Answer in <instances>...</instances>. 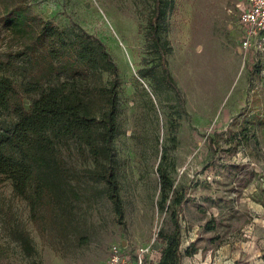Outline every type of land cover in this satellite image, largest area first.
Segmentation results:
<instances>
[{
	"label": "rangeland",
	"instance_id": "374dc122",
	"mask_svg": "<svg viewBox=\"0 0 264 264\" xmlns=\"http://www.w3.org/2000/svg\"><path fill=\"white\" fill-rule=\"evenodd\" d=\"M236 1L165 0L166 73L147 34L155 0H0V72L19 89L24 75L59 73L51 31L89 34L112 55L117 132L104 162L123 205L120 216L73 141L53 151L60 173L45 199L31 204L0 173V264H106L115 242H158L175 211L199 264H264V58L236 51ZM35 96L23 93L27 108ZM11 116L0 111V121ZM160 160L174 179L163 205Z\"/></svg>",
	"mask_w": 264,
	"mask_h": 264
},
{
	"label": "trees",
	"instance_id": "16d2710c",
	"mask_svg": "<svg viewBox=\"0 0 264 264\" xmlns=\"http://www.w3.org/2000/svg\"><path fill=\"white\" fill-rule=\"evenodd\" d=\"M165 0H155L154 13L148 22L147 34L160 49L163 68L165 44L160 34L158 19L164 14ZM13 21V20H9ZM17 26V22H13ZM65 30L51 31L52 45L46 48L51 64L59 63L56 78L27 80L24 75L19 89L10 74L0 72V111H8L10 118L0 121V173L12 179L14 191L31 204L50 195L54 177L58 175L53 151L73 141L81 150L88 149L93 156L89 175L93 180H104L106 191L117 213L123 215V205L118 192L114 166L110 159L112 140L117 132V72L118 67L101 40L89 34H65ZM103 71L115 78L103 80ZM36 92L29 104L24 103L23 93ZM99 103V105H98ZM160 177L161 202L167 200L173 190L174 179L164 162L157 167ZM62 175V174H61ZM174 202L180 207L183 199L178 193ZM176 217L175 228L159 230L165 242L157 264H183L185 255H193L199 249L196 242L182 248V226Z\"/></svg>",
	"mask_w": 264,
	"mask_h": 264
},
{
	"label": "built area",
	"instance_id": "2783aa9c",
	"mask_svg": "<svg viewBox=\"0 0 264 264\" xmlns=\"http://www.w3.org/2000/svg\"><path fill=\"white\" fill-rule=\"evenodd\" d=\"M238 35L236 51L245 60L264 58V0H237ZM160 253L153 243L124 239L111 245L106 264H157Z\"/></svg>",
	"mask_w": 264,
	"mask_h": 264
},
{
	"label": "crops",
	"instance_id": "0c3cea01",
	"mask_svg": "<svg viewBox=\"0 0 264 264\" xmlns=\"http://www.w3.org/2000/svg\"><path fill=\"white\" fill-rule=\"evenodd\" d=\"M164 244H165V242L162 239H160L158 242H153L154 249H156V252L160 253V257L162 254V248H163ZM186 247L187 246H185L184 240H182V248L185 249ZM194 255H195V257H194ZM194 255H185L183 257V264H199L198 262H196V258L199 257V253L198 252L194 253ZM225 264H231V263L229 261H226Z\"/></svg>",
	"mask_w": 264,
	"mask_h": 264
}]
</instances>
